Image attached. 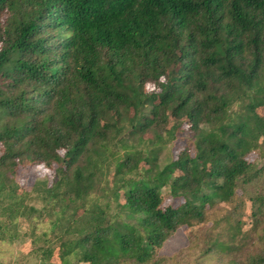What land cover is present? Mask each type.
Wrapping results in <instances>:
<instances>
[{
	"label": "trees",
	"instance_id": "obj_1",
	"mask_svg": "<svg viewBox=\"0 0 264 264\" xmlns=\"http://www.w3.org/2000/svg\"><path fill=\"white\" fill-rule=\"evenodd\" d=\"M180 124L187 146L160 166ZM250 153L264 160V0H0V241L36 213L38 264H149L177 228L237 202L198 259L264 264V192H246L264 162ZM24 163L55 166L33 185L40 208L16 194ZM162 188L181 203L161 207Z\"/></svg>",
	"mask_w": 264,
	"mask_h": 264
},
{
	"label": "rangeland",
	"instance_id": "obj_2",
	"mask_svg": "<svg viewBox=\"0 0 264 264\" xmlns=\"http://www.w3.org/2000/svg\"><path fill=\"white\" fill-rule=\"evenodd\" d=\"M144 89L146 91H151L154 89V85L151 82H147L144 84ZM173 120L170 118L166 128H168L172 124ZM185 125L180 124V128L178 133L175 132L174 139H172L168 143H163L161 146V151L158 155L159 165L168 162L170 159L175 158L179 152H181L187 146V133L184 129ZM184 133V134H182ZM152 131L149 130L145 134V136H151ZM247 158L253 161L256 165L260 166L264 160H262L256 154H248ZM52 167H46L42 164H30L24 163V165L18 167L15 173V182L14 185L17 189L16 194L19 197H23V203L27 206H33L34 208H40L41 203L34 196L36 193L34 192L33 185L37 180L47 179L51 181V177L53 175ZM27 193V195L23 193ZM237 195H242L240 190H237ZM247 195H253L254 192H264V174L260 176V178L253 181L251 184L246 186ZM161 195V207H165L168 205L175 206L181 203V198H171L168 195V189L162 188L160 190ZM242 200L244 204H241L237 207V212H241L238 216L240 219V230L245 234V239L248 244L251 241H255L254 247L250 248L249 253L258 251V241L259 235L252 233V223H251V202L247 199L245 195L242 196ZM232 206H238L237 202H232L230 204L220 203L216 204L213 208L209 209L205 219L201 223H196L192 226L186 227L181 226L177 228L172 234H170L160 245V247L156 248L153 252L152 262L149 264H227L228 258L222 257V255L229 257L226 253H218V255H211L210 257H203L198 259V250L203 244V239L206 238L208 234V230L211 228V232H220V228L217 226L214 227V220H218L221 218L224 213H226ZM36 213H32L31 217L29 215L27 218H19L17 217L16 222H19V236H17L13 243H9L6 240L0 241V264H38V258L40 257L39 251H37L36 255L30 251L31 248L37 249V246H41V240L36 242H32L30 240V232L33 228L35 233H40L42 229L47 228L48 221L39 222L35 227V222L38 221L36 218ZM4 217L0 216V222ZM18 220V221H17ZM223 225V223H220ZM259 233V232H258ZM50 238L54 239L52 234L48 235ZM196 237H201L198 241L197 249L190 247V243L194 241ZM223 238L226 237L223 235ZM46 245V244H44ZM30 251L29 255H22L23 252ZM56 259V258H54ZM244 260L247 261L248 258L244 255V252L240 257H237L236 260ZM158 261V262H156Z\"/></svg>",
	"mask_w": 264,
	"mask_h": 264
}]
</instances>
